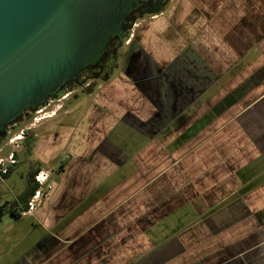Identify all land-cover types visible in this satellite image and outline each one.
Masks as SVG:
<instances>
[{
	"label": "crops",
	"instance_id": "1",
	"mask_svg": "<svg viewBox=\"0 0 264 264\" xmlns=\"http://www.w3.org/2000/svg\"><path fill=\"white\" fill-rule=\"evenodd\" d=\"M167 6L85 111L83 97L64 109L77 120L37 143L66 158L36 213L43 264H264V0Z\"/></svg>",
	"mask_w": 264,
	"mask_h": 264
},
{
	"label": "water",
	"instance_id": "2",
	"mask_svg": "<svg viewBox=\"0 0 264 264\" xmlns=\"http://www.w3.org/2000/svg\"><path fill=\"white\" fill-rule=\"evenodd\" d=\"M164 1L0 0V138L26 111L64 99L111 40H129L139 6L153 15Z\"/></svg>",
	"mask_w": 264,
	"mask_h": 264
},
{
	"label": "flooded vegetation",
	"instance_id": "3",
	"mask_svg": "<svg viewBox=\"0 0 264 264\" xmlns=\"http://www.w3.org/2000/svg\"><path fill=\"white\" fill-rule=\"evenodd\" d=\"M142 1L147 2L148 0ZM155 1L156 0H152V3H155ZM164 3L166 5L168 0H165ZM145 10L146 7L139 6L133 12V15L136 16V21L138 19L141 20L146 15L151 16L145 13L142 14ZM138 25L139 24L135 22L131 29V37L127 43L119 45L116 40H111L106 49L105 58L95 68L82 71L77 77V82L72 85V90L67 93L66 97H72L73 94L78 92V89H83L89 80H96V78L97 80L103 79L105 75L110 76L113 67L116 66V60L118 59V52L120 49L122 50L121 56L125 59V64H127L129 52L137 46L135 34ZM126 47L127 50L125 51ZM66 97L64 99H66ZM51 101H49L47 105H49ZM46 106L43 109H45ZM60 108L61 106L58 110ZM33 113L34 112L29 110L26 111L16 123L12 124L6 130L5 136L0 138V221L3 220V218H8L9 221L11 220V225H6L3 229H0V236H8V234L10 237L18 236V230H16V228H19L17 227L18 223L22 221L23 218H29L28 225L30 229L34 230L35 227H40L43 230V234L24 250L26 254H24L25 262L23 263L31 264L32 261L37 262L36 259H42L40 264H43L52 248V237L49 229L41 226L36 220V213L37 209H39L44 219L49 215L48 209L51 205V192L54 188L53 175L54 173L56 175L60 174L63 171L66 158L58 160L56 168L51 169L48 167V164H51V161H53L51 158L46 157L42 159L37 156V143L39 141L43 144L48 141L53 142L54 138L57 136L56 131L44 134L39 133L32 126H26L25 129H20L23 130L21 137L11 139L13 136L11 133L14 134L20 122L27 117H31ZM61 125L62 122H57L58 128L61 127ZM9 155H11L12 161H9ZM22 164H25L26 170L20 173L18 169ZM42 170L45 171L46 178L43 184H39L36 180V176ZM13 177L19 178L21 183L20 186L15 183ZM39 188L41 193L35 196V191ZM30 204L32 205L31 207H29ZM19 263L21 264V262H18V264Z\"/></svg>",
	"mask_w": 264,
	"mask_h": 264
},
{
	"label": "rangeland",
	"instance_id": "4",
	"mask_svg": "<svg viewBox=\"0 0 264 264\" xmlns=\"http://www.w3.org/2000/svg\"><path fill=\"white\" fill-rule=\"evenodd\" d=\"M168 8L167 4L165 5V7L163 8V10L165 11ZM149 16H144L143 18L147 19ZM142 18V19H143ZM141 20L138 19L136 22L139 23ZM127 50V47L125 48V51ZM119 56L118 59L116 60V66L113 67L110 75L113 76L115 75L118 70L123 69L124 68V60L121 56L122 50H119ZM92 82L94 83V86H92V88L95 87L94 90L97 89V85L101 82L100 79L98 80H89L87 82V84L85 85L86 88L87 86H89L88 84H92ZM96 85V86H95ZM80 97H83V101L80 103L81 104V114L83 113V111H85V106L86 104L91 101V94H86L82 92V89H78V92ZM71 96V95H70ZM68 98V99H67ZM72 97H66V99H61V100H52L49 105L46 106L45 109H42L41 111H35L33 113V115L31 117H27L25 118L22 122H20V124L17 127V130L14 131V134L17 133L20 129H25L26 126H32L33 128H35L36 130L38 129L39 133H44L46 134L47 132H51V130L53 131L56 128V123L57 122H63L65 121L66 123L69 121H76L77 117L79 115V110L77 109L76 111H74V115L71 116H66L64 118V114L66 111H64V109H68L69 106L68 104L70 99ZM84 99H86V102L84 104ZM88 103V104H89ZM84 105V106H83ZM61 106V108L58 110V108ZM83 106V107H82ZM55 112V113H54ZM49 115V116H48ZM33 118H35V120H33ZM12 135H14L13 133H11ZM14 143V142H12ZM61 156L58 157L56 160H60ZM58 161H51V164H48V167H50L51 169H55L57 166ZM25 164H22L18 171L20 173L24 172L25 169ZM43 171V170H42ZM43 173L45 174V171H43ZM55 173L53 175V179L55 178ZM15 183L17 185H21L19 178H15L13 177ZM28 221L29 218H23L22 221H20L17 225L16 230H18V236L16 237H10V235L8 234V236H0V264H18V262H23L25 261V256L24 254H26L24 251L27 246H29L31 243L35 242L36 239L41 236V234H43V230L40 227H35L34 230L30 229V226L28 225ZM6 225H11V220L9 221L8 218H3V220L0 221V229H3ZM191 248H195V246L192 245V247L189 248V250ZM192 254L189 252V255ZM32 255V254H31ZM33 256V255H32ZM192 257V256H191ZM203 254H201L199 257L196 258H187L186 260H184V264H205L203 263Z\"/></svg>",
	"mask_w": 264,
	"mask_h": 264
},
{
	"label": "built area",
	"instance_id": "5",
	"mask_svg": "<svg viewBox=\"0 0 264 264\" xmlns=\"http://www.w3.org/2000/svg\"><path fill=\"white\" fill-rule=\"evenodd\" d=\"M129 40H127L125 43H127ZM40 111V110H39ZM35 120V118H33ZM23 130H20L17 134L13 135L11 139H17L21 137ZM9 161H12L11 155H9ZM46 174L43 173V171H40L37 176L36 180L39 184H43L45 182ZM41 193L40 188L35 191V196H38ZM32 205L30 204L29 207Z\"/></svg>",
	"mask_w": 264,
	"mask_h": 264
},
{
	"label": "trees",
	"instance_id": "6",
	"mask_svg": "<svg viewBox=\"0 0 264 264\" xmlns=\"http://www.w3.org/2000/svg\"><path fill=\"white\" fill-rule=\"evenodd\" d=\"M109 78V76L108 75H105L104 77H103V79H100V81H106L107 79ZM95 80V79H94ZM96 80H97V78H96ZM95 83V82H94ZM94 83L92 82V84H89V86H87L86 88H83L82 89V92L83 93H86V94H92L95 90V87L94 88H92V86H94ZM96 86V85H95ZM78 97H80V95H79V93H75V94H73V96H72V98L70 99V101H69V103L71 102H74L76 99H78Z\"/></svg>",
	"mask_w": 264,
	"mask_h": 264
}]
</instances>
